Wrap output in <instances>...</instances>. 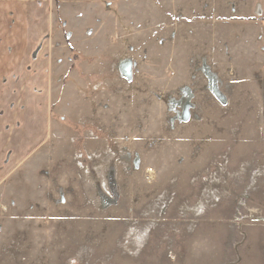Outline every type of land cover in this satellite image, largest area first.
<instances>
[{
    "label": "rangeland",
    "instance_id": "obj_1",
    "mask_svg": "<svg viewBox=\"0 0 264 264\" xmlns=\"http://www.w3.org/2000/svg\"><path fill=\"white\" fill-rule=\"evenodd\" d=\"M86 3L53 5L48 123L0 182V264H264V0Z\"/></svg>",
    "mask_w": 264,
    "mask_h": 264
},
{
    "label": "crops",
    "instance_id": "obj_2",
    "mask_svg": "<svg viewBox=\"0 0 264 264\" xmlns=\"http://www.w3.org/2000/svg\"><path fill=\"white\" fill-rule=\"evenodd\" d=\"M66 4L74 10L87 8L86 0H0V112L4 113L0 123L7 122L6 119L10 122L4 131L0 124V182L33 151L35 136H31H45L49 107L43 83L49 70L52 23L57 21L52 10L55 5L59 9L57 16L65 17L61 9ZM34 88L41 91L37 93ZM11 92L16 100L27 105L26 120L20 130L11 127L9 116L15 110L10 113L4 106L9 103Z\"/></svg>",
    "mask_w": 264,
    "mask_h": 264
}]
</instances>
